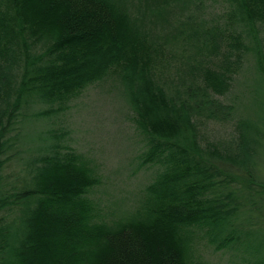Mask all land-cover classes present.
<instances>
[{
	"label": "trees",
	"instance_id": "obj_1",
	"mask_svg": "<svg viewBox=\"0 0 264 264\" xmlns=\"http://www.w3.org/2000/svg\"><path fill=\"white\" fill-rule=\"evenodd\" d=\"M188 2L0 0V264H210L199 243L264 264V0L209 22ZM106 80L152 175L113 216L94 161L42 124Z\"/></svg>",
	"mask_w": 264,
	"mask_h": 264
},
{
	"label": "rangeland",
	"instance_id": "obj_2",
	"mask_svg": "<svg viewBox=\"0 0 264 264\" xmlns=\"http://www.w3.org/2000/svg\"><path fill=\"white\" fill-rule=\"evenodd\" d=\"M150 9L151 5H142L144 13ZM179 9L180 15L191 12L209 22L213 16L220 12L222 14L225 2L189 0ZM170 10L167 7L165 13L168 14ZM159 22L158 18L157 23ZM260 30V38L264 43V23ZM243 73L253 76L248 68ZM42 124L62 127L59 131L67 145L94 161L100 173V181L93 186L90 196L97 199L105 214L113 216L132 209L140 199L143 185L152 176L149 167H140L137 164L138 152L145 146L146 137L133 122L128 105L114 89L111 81L87 85L69 102L65 111ZM231 125V119L220 123L206 120L200 128H205L206 133L213 131L214 136H226L227 131L232 129ZM234 251L237 256L235 249L215 250L211 245L202 243L197 247L200 257L210 264H238L235 263L237 257L233 255Z\"/></svg>",
	"mask_w": 264,
	"mask_h": 264
}]
</instances>
